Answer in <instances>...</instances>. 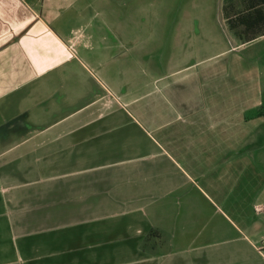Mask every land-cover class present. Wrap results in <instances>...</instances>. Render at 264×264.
<instances>
[{
    "label": "crops",
    "instance_id": "1",
    "mask_svg": "<svg viewBox=\"0 0 264 264\" xmlns=\"http://www.w3.org/2000/svg\"><path fill=\"white\" fill-rule=\"evenodd\" d=\"M59 1L0 0V264H264V36L230 25L258 0L150 55Z\"/></svg>",
    "mask_w": 264,
    "mask_h": 264
},
{
    "label": "rangeland",
    "instance_id": "2",
    "mask_svg": "<svg viewBox=\"0 0 264 264\" xmlns=\"http://www.w3.org/2000/svg\"><path fill=\"white\" fill-rule=\"evenodd\" d=\"M55 2L56 0H52ZM66 6L73 5L71 11H66L61 20L55 25L61 26V23L68 19L75 18L77 16L80 19L87 18L89 16L97 15L101 17H108L107 20L110 25L115 22V31H127L133 35H139L142 32H148L149 34L143 36L142 39H147L148 36L154 35L160 32L162 37L152 38L148 43L145 42L147 54H154L155 49L162 50L164 53L174 51L173 38L175 31L178 30H207L212 31V35L216 36L217 31L222 34L226 33L230 39L233 31H231L226 25V10L230 3L238 2L239 0H65ZM59 5L60 1L57 0ZM76 3V4H75ZM235 8L239 12L242 11V6ZM55 6V5H54ZM230 7V6H229ZM81 15V16H80ZM78 18V17H77ZM186 19V20H185ZM196 19V20H194ZM194 20V21H193ZM74 26L76 25L74 20ZM183 25V26H182ZM68 27H64L66 29ZM71 28V27H70ZM100 28V27H99ZM227 29V31H225ZM214 31V32H213ZM232 33V34H231ZM218 34V33H217ZM230 35V36H229ZM211 34L207 37L210 38ZM233 38V37H232ZM239 41V40H238ZM159 43L161 46L159 47ZM139 47V45H138ZM164 48V49H159ZM125 49H120L119 55L120 62H124L123 53ZM242 54L250 57H259L264 63V40L256 41L248 47L242 49ZM100 60V57H98ZM133 62V61H132ZM134 63V62H133ZM138 64V66H141ZM264 70V69H263ZM119 150V149H118ZM124 153L123 149L119 150ZM128 153L126 152V155ZM100 159H104L101 157ZM46 172V177H54V182L51 183L54 187L60 183L70 184L71 178L63 181H57L62 179L63 170H60L59 165H54L51 170ZM40 188H43L40 187ZM69 220H74V215L70 212L67 213Z\"/></svg>",
    "mask_w": 264,
    "mask_h": 264
},
{
    "label": "trees",
    "instance_id": "3",
    "mask_svg": "<svg viewBox=\"0 0 264 264\" xmlns=\"http://www.w3.org/2000/svg\"><path fill=\"white\" fill-rule=\"evenodd\" d=\"M230 25L240 32L238 28H243L241 35L245 42L264 36V0L245 5L244 11L230 20Z\"/></svg>",
    "mask_w": 264,
    "mask_h": 264
}]
</instances>
